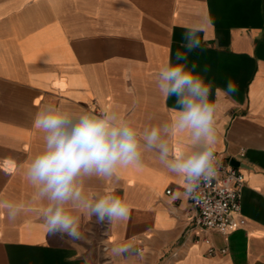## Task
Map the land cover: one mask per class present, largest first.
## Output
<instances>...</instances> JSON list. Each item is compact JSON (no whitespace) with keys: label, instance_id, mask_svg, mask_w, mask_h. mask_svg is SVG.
I'll return each mask as SVG.
<instances>
[{"label":"crops","instance_id":"1","mask_svg":"<svg viewBox=\"0 0 264 264\" xmlns=\"http://www.w3.org/2000/svg\"><path fill=\"white\" fill-rule=\"evenodd\" d=\"M204 17L211 23L186 63L198 65L213 93L228 81L237 88L216 124V151L245 165L236 222L198 235L190 200L173 199L183 192L181 178L141 139L138 166L79 179L83 202L65 207L87 242L46 233L49 202L24 174L43 146L37 111L47 103L98 116L113 110L138 138L159 127L169 159L201 151L189 131H163L179 105L159 92L158 73L170 59L185 63L175 60L182 34ZM109 191L125 199L129 218L97 223L83 203ZM0 204L19 209L9 221L0 208V264H264V0H0ZM123 243L141 247L143 258L113 256L109 250Z\"/></svg>","mask_w":264,"mask_h":264},{"label":"clouds","instance_id":"2","mask_svg":"<svg viewBox=\"0 0 264 264\" xmlns=\"http://www.w3.org/2000/svg\"><path fill=\"white\" fill-rule=\"evenodd\" d=\"M201 21L199 26L183 32L184 50L175 52V60L185 63H172L170 59L158 73L159 92L165 98H175L179 105L170 126L166 125L163 131L166 134L189 131L192 142L202 145L201 151L181 153L169 159L170 150L161 141L159 127H152L138 138L137 130L113 110L98 116L91 111L74 113L59 104L47 103L37 111L33 126L43 134V146L28 162L24 174L27 182L38 190V196L49 202L43 211L46 233L73 242H87L78 218L65 207L69 202H83L79 179L93 175L110 178L120 169L138 166L142 162L141 139L144 147L158 149L169 172L181 178L183 192L176 193L173 199L183 198L197 205L206 199L199 191L201 182L210 185L219 175L218 110L237 88L228 81L224 88L217 87L213 93V88L195 70L198 65L192 62L188 68L189 54L200 48L201 33L211 23L208 17ZM207 70L205 67L204 71ZM213 95L214 99H209ZM0 208L6 210L9 221L19 216V209L12 204H0ZM83 209L89 218L95 217L101 224L127 220L130 211L125 199L114 191L83 203ZM109 251L117 257L135 251L137 258H143L141 249L134 243L114 244Z\"/></svg>","mask_w":264,"mask_h":264},{"label":"built area","instance_id":"3","mask_svg":"<svg viewBox=\"0 0 264 264\" xmlns=\"http://www.w3.org/2000/svg\"><path fill=\"white\" fill-rule=\"evenodd\" d=\"M219 161V175L211 181V184H205L203 181L199 186V191L206 199L203 203L197 205L190 200L193 207L191 220L194 223L193 229L200 231L205 229H217L226 231V228L234 224V213L241 212L242 190L244 186V174L240 167L234 166L230 160H226L216 151ZM172 189H167V193H171ZM192 228L187 229L190 231ZM141 250L142 248L139 247ZM217 247L211 245L208 253L215 254ZM226 251V249H222Z\"/></svg>","mask_w":264,"mask_h":264},{"label":"water","instance_id":"4","mask_svg":"<svg viewBox=\"0 0 264 264\" xmlns=\"http://www.w3.org/2000/svg\"><path fill=\"white\" fill-rule=\"evenodd\" d=\"M230 163H231L232 165H234V166H237V167L245 166L244 163H243L242 161H240V160H238L237 158H234V157H232V158L230 159Z\"/></svg>","mask_w":264,"mask_h":264}]
</instances>
